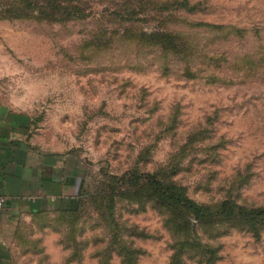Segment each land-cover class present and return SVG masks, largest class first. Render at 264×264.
Segmentation results:
<instances>
[{
	"label": "rangeland",
	"instance_id": "374dc122",
	"mask_svg": "<svg viewBox=\"0 0 264 264\" xmlns=\"http://www.w3.org/2000/svg\"><path fill=\"white\" fill-rule=\"evenodd\" d=\"M14 1L0 0V100L82 159L90 193L33 215L14 263L264 264V220L217 214L225 200L264 209V0H60L81 9L5 16ZM129 170L210 213L91 197Z\"/></svg>",
	"mask_w": 264,
	"mask_h": 264
},
{
	"label": "crops",
	"instance_id": "0c3cea01",
	"mask_svg": "<svg viewBox=\"0 0 264 264\" xmlns=\"http://www.w3.org/2000/svg\"><path fill=\"white\" fill-rule=\"evenodd\" d=\"M28 112L0 100V264L12 254L33 215L72 207L86 168L81 158L33 131Z\"/></svg>",
	"mask_w": 264,
	"mask_h": 264
},
{
	"label": "trees",
	"instance_id": "16d2710c",
	"mask_svg": "<svg viewBox=\"0 0 264 264\" xmlns=\"http://www.w3.org/2000/svg\"><path fill=\"white\" fill-rule=\"evenodd\" d=\"M185 4V3H184ZM74 4L69 5L62 3L60 0H16L10 2L6 9H3L5 16L15 17L27 15L36 11L42 15H56L57 13H65V15L74 14L81 9V5L76 6L73 11ZM73 11V12H72ZM112 185L106 184L98 188L91 194L95 198L103 200L109 196L112 201L113 192L116 195H145L156 204L166 207L171 212V218L178 220L184 216L187 211L193 215L200 217L209 214V210L202 204H199L190 199L185 193L183 186L175 183L172 180H165L154 172L139 174L136 170L124 171L122 174L110 176ZM90 194V193H89ZM85 190L77 193V199L82 200L86 195ZM75 203V204H76ZM262 208H246L239 205H234L228 200L221 202L217 209V214L224 219H232L241 221L249 225L253 230H257V222L263 221L264 216Z\"/></svg>",
	"mask_w": 264,
	"mask_h": 264
},
{
	"label": "built area",
	"instance_id": "2783aa9c",
	"mask_svg": "<svg viewBox=\"0 0 264 264\" xmlns=\"http://www.w3.org/2000/svg\"><path fill=\"white\" fill-rule=\"evenodd\" d=\"M4 197L0 195V210L3 207Z\"/></svg>",
	"mask_w": 264,
	"mask_h": 264
}]
</instances>
